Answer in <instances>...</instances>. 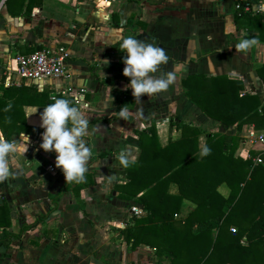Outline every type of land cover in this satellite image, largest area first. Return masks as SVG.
Masks as SVG:
<instances>
[{
    "label": "crops",
    "instance_id": "crops-1",
    "mask_svg": "<svg viewBox=\"0 0 264 264\" xmlns=\"http://www.w3.org/2000/svg\"><path fill=\"white\" fill-rule=\"evenodd\" d=\"M262 3L264 0H0V93L8 85L34 83L37 90L49 96L60 94L76 104L87 105L84 112L89 129L85 139L93 154L108 151L106 156L88 163L93 184L64 188L54 208L48 210V195L57 192L65 177L55 166L57 153L39 147L44 131L40 127L43 106L22 105L25 127L13 138L19 139L25 133L30 144L25 156L16 154L11 158L14 175L0 183V236L4 229L16 232L22 223L33 221L36 213L46 214L20 236L11 237L6 244L0 241V264L156 261L153 247L139 243L131 248L121 234L133 216L145 212L142 205L118 197L112 189L126 180L117 159L120 150L126 149L130 160L138 155V145L128 139L137 138L135 129L153 126L156 142L163 145L180 135V127L169 122L177 116L199 128V149L207 134L221 135L234 161L249 157V150L254 149L258 153L253 155L260 153L264 164V147L255 139L259 133L264 137V128H255L251 123L226 125L205 115L185 96L181 85L188 74H223L239 78L243 91L256 93L260 103L264 102V82L256 71L261 67L264 73V17H254L264 15L258 9ZM129 35L164 48L169 62L161 66V72L171 71L175 76L167 91L144 95L139 105L131 88L124 89L129 78L123 75L122 58L126 53L119 45ZM254 36L258 45L245 53L236 51L235 45L241 39ZM51 44H60L68 52L65 76L29 81L16 75V53ZM6 76L10 78L7 84ZM116 98L133 112L142 108L143 115L123 120L119 117L121 107L116 109ZM111 174L118 179L109 182ZM174 189L170 183L169 192ZM216 189L223 196L228 193L225 182ZM133 205L137 212L131 210ZM192 205L184 198L176 215L182 217Z\"/></svg>",
    "mask_w": 264,
    "mask_h": 264
},
{
    "label": "trees",
    "instance_id": "trees-1",
    "mask_svg": "<svg viewBox=\"0 0 264 264\" xmlns=\"http://www.w3.org/2000/svg\"><path fill=\"white\" fill-rule=\"evenodd\" d=\"M256 71L264 82L261 67ZM181 85L185 96L205 115L226 125L251 123L255 128H264V102L260 103L256 93L243 91L239 78L192 73L181 79ZM53 95L63 97L49 96L37 90L34 83L3 88L1 134L12 140L25 127L22 105L40 104L44 108L53 102ZM116 101V109L126 104L117 98ZM9 102L12 108L6 112ZM6 118L11 122L6 123ZM169 122L180 127V135L163 145L156 142L153 126L135 129L137 138L128 137L138 145L139 152L133 159L135 163L123 167L126 180L112 189L118 197L141 204L145 212L133 216L131 223L121 229L124 240L131 248L139 243L154 248L157 260L147 264H264V164L247 166L250 156L258 151L250 149L249 157L234 161L221 135L207 134L199 149L198 127L177 116ZM204 147L211 149L210 154H201ZM107 153L102 150L93 154L89 163ZM85 176L84 183L65 181L56 193L49 194L48 210L54 208L64 188L80 189L94 183L92 170ZM220 182L228 187L225 196L216 189ZM170 183L175 185L172 192L168 190ZM184 198L193 205L180 217L176 214ZM45 214L36 213L33 221L22 223L16 232L4 229L0 241L6 244L11 237L20 236L24 229L43 220ZM164 258L166 262H162Z\"/></svg>",
    "mask_w": 264,
    "mask_h": 264
},
{
    "label": "clouds",
    "instance_id": "clouds-1",
    "mask_svg": "<svg viewBox=\"0 0 264 264\" xmlns=\"http://www.w3.org/2000/svg\"><path fill=\"white\" fill-rule=\"evenodd\" d=\"M260 11H264V3L258 5ZM259 44V40L254 36L241 39L235 45L237 52L245 53L250 48ZM119 49L126 53L122 58L124 64L123 75L129 78V83L124 86L127 90L131 88L132 95L139 105L141 97L152 96L167 91L174 83L173 72H161V66L167 65L169 56L164 48L157 46L155 42L149 43L129 35L125 37L119 45ZM107 64L108 60L105 59ZM160 72L159 75H156ZM113 99V98H112ZM52 103L48 104L40 112L42 132V143L40 148L45 152L54 151L57 153L55 166L64 174L67 183H84L85 174L88 172V163L93 155L92 148L85 139L88 136L89 120L84 109L87 105L76 104L73 100L64 97L51 96ZM12 104L9 102L4 111H10ZM142 108L133 112L127 106H122L119 117L125 121H130L137 116H142ZM11 118H6V123H10ZM30 144L29 137L23 133L19 139H7L0 134V183L11 178L12 171L11 158L16 154L25 156ZM211 149L204 147L202 155L210 154ZM129 152L121 149L117 159L119 164L127 168L135 163L129 159ZM109 182L116 181L118 177L111 174L107 177Z\"/></svg>",
    "mask_w": 264,
    "mask_h": 264
},
{
    "label": "built area",
    "instance_id": "built-area-1",
    "mask_svg": "<svg viewBox=\"0 0 264 264\" xmlns=\"http://www.w3.org/2000/svg\"><path fill=\"white\" fill-rule=\"evenodd\" d=\"M239 3L235 4L237 8ZM244 9L247 6H243ZM68 52L60 44H51L45 47L35 48L29 52L16 53L14 60L16 63L15 73L23 80H36L45 77H57L62 78L66 74ZM9 76H6V84L9 83ZM264 147V137L261 133L255 136ZM253 163H261V157L259 154L251 156ZM131 210L138 211V208L133 205ZM231 231H234L233 227H229Z\"/></svg>",
    "mask_w": 264,
    "mask_h": 264
},
{
    "label": "water",
    "instance_id": "water-1",
    "mask_svg": "<svg viewBox=\"0 0 264 264\" xmlns=\"http://www.w3.org/2000/svg\"><path fill=\"white\" fill-rule=\"evenodd\" d=\"M137 206H139V207H140V204H137Z\"/></svg>",
    "mask_w": 264,
    "mask_h": 264
}]
</instances>
